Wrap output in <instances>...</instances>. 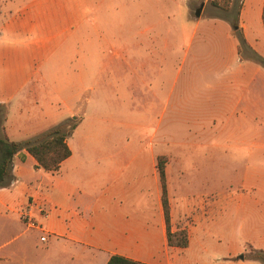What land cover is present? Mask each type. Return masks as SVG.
<instances>
[{"label": "crops", "instance_id": "0c3cea01", "mask_svg": "<svg viewBox=\"0 0 264 264\" xmlns=\"http://www.w3.org/2000/svg\"><path fill=\"white\" fill-rule=\"evenodd\" d=\"M129 1L133 6L126 10V0H118L114 22L118 36L111 41V31L106 26L110 15L106 9L94 12V3L88 0H0V104H8L5 130L11 140L27 138L17 137L24 129L16 115L22 103L15 100L23 90L29 92L27 98H40L41 83L46 89L54 82L57 99L66 98L67 111L58 112L47 128L36 129L32 135L74 115L79 102L68 100L72 98L65 96L62 83L82 80L84 67L109 65L111 47L113 52L121 45L125 48L121 28L125 30L127 23L136 27L143 17L137 11V0ZM241 2L240 27L250 45L264 56V43L257 34L264 37V0ZM189 14L188 11L191 18ZM203 15L202 6L199 17L194 18L195 28L208 19L222 24L227 37H235L230 83L236 91L230 115L225 120L214 117L211 121L221 134L214 136L213 143L204 141L201 134L178 143L163 138L160 145L152 142L148 150L139 140V147L126 154L119 128L112 138V148L103 125L98 133L89 131L86 104L82 120L66 140L71 154L57 171L38 167L26 149L15 154L13 178L0 187V264H106L113 255L145 264H206L207 256L211 257L208 264H216L222 259L216 253L220 250L219 222L211 210L216 203L215 193L197 191L190 195L188 189L198 182L205 183L207 176L220 181V166L219 171L216 166L222 158L223 130L244 131L234 141V147L250 149L252 154L254 149L264 150V68L240 57L238 39L225 19L219 14ZM134 30L135 46H155L161 29L150 24ZM165 40L168 43L167 36ZM59 65L75 68H70L73 72L68 75L58 71L55 74ZM205 125L200 118H194L189 130H206ZM134 126L140 129L139 124ZM122 136L124 140V133ZM181 146L193 153H182ZM159 153L168 156L165 172L171 231L187 230L186 247L169 245L167 240L157 168ZM212 161L213 173L209 171L207 175L206 163ZM208 194L211 199L207 202ZM29 206L36 227L27 225L21 217V211Z\"/></svg>", "mask_w": 264, "mask_h": 264}, {"label": "rangeland", "instance_id": "374dc122", "mask_svg": "<svg viewBox=\"0 0 264 264\" xmlns=\"http://www.w3.org/2000/svg\"><path fill=\"white\" fill-rule=\"evenodd\" d=\"M88 1L94 3V12L96 9H106V14L110 15L106 18V26L111 31L110 40H117L118 33L114 22L117 20L115 13L117 14L118 0ZM137 2V11L142 12L143 17L138 20L140 22L136 27L128 26L127 23L125 30L121 28V34L125 37V48L121 45L120 50L115 49L113 52L111 47L109 65L103 67L94 64L84 67L86 74L82 80L62 83L65 96L72 98L68 100L79 102L76 112L70 117L71 120H66V124L81 121L87 104L90 112L88 122L91 125L89 131L98 133L103 125L102 130L109 140V147L112 148V138L115 134L117 136L119 128L121 145H124L126 154L133 153L139 147V140L147 150L152 142L160 145L164 139H172L178 143L199 134L207 143H213L214 136L217 137L221 131L215 130L212 127L214 122L211 121L214 117L223 120L228 118L232 94L236 91L230 83L233 73L232 55L235 54L234 49L231 53V46L235 37H227L222 24L206 21L208 19L201 21L195 28L194 18L199 17L195 15V11L201 4L203 17L225 15L232 10L215 7L210 0ZM1 5L4 8L5 2H1ZM132 6L133 2L126 0L123 9H131ZM228 23L234 30V26ZM150 24H157L158 29H161L158 31V42L155 46H135L134 28H144ZM257 34L260 42L264 43L262 34ZM166 36L169 41L172 38V43H166ZM70 68L75 67L59 65L55 74L57 71L71 74L73 71ZM53 83L46 89L41 83L40 98H27V90L17 96L15 101L22 104L21 111L16 115L24 129L17 137H34L36 134H32L36 129L47 128L51 117L57 118L58 112L67 111L64 102L66 98L57 99L56 85ZM7 116L8 104H0V127L5 133ZM194 118L205 122L207 129L189 130ZM134 124H139L140 129ZM242 133L244 135V131L235 129L223 130L222 158L216 166L217 171L220 166V181L207 176L205 183L198 182L188 189L190 195L197 194V191L200 194L215 193L216 203L211 210L219 222L217 226L220 229V242H217V247L220 250L216 253H220L217 255L222 258L216 264H264L256 256V253L264 254V150L254 149L252 154L250 149L234 147V141ZM181 152L193 153L188 148L184 149V146H181ZM158 155V163L160 157H166V166L167 153ZM195 164H198L197 160ZM213 166V161L206 163L207 175L209 171L213 173ZM209 196H206L207 202L211 199ZM210 258L205 257L206 264Z\"/></svg>", "mask_w": 264, "mask_h": 264}, {"label": "trees", "instance_id": "16d2710c", "mask_svg": "<svg viewBox=\"0 0 264 264\" xmlns=\"http://www.w3.org/2000/svg\"><path fill=\"white\" fill-rule=\"evenodd\" d=\"M236 1V2H235ZM215 7L224 10H232L231 13L220 15L221 18L230 22L234 26L235 35L238 39V53L243 59H250L264 67V56L254 49L247 41L240 27V12L242 2L238 0H210ZM262 20L264 24V5L262 11ZM71 118L68 119V121ZM62 122L48 130L36 134L34 137L23 140H11L0 127V187L11 182L13 178V158L19 151L26 149L41 167L47 171H57L64 159L71 154V149L67 144V137L74 130L77 121L66 124ZM67 126V128H66ZM166 157H160L158 171L162 185V203L164 208L165 220L167 224V240L169 245L186 247L188 245V232L186 229L171 231L170 204L166 186V172L164 161ZM264 263V254L256 253ZM106 264H145L129 258L113 255Z\"/></svg>", "mask_w": 264, "mask_h": 264}, {"label": "built area", "instance_id": "2783aa9c", "mask_svg": "<svg viewBox=\"0 0 264 264\" xmlns=\"http://www.w3.org/2000/svg\"><path fill=\"white\" fill-rule=\"evenodd\" d=\"M43 215L46 214V212L41 211ZM21 217L23 220H25V222L27 223V225L31 226V227H36L37 226V223L35 221V219L33 218L32 214H31V207H27V208H24L22 211H21Z\"/></svg>", "mask_w": 264, "mask_h": 264}, {"label": "water", "instance_id": "95a60500", "mask_svg": "<svg viewBox=\"0 0 264 264\" xmlns=\"http://www.w3.org/2000/svg\"><path fill=\"white\" fill-rule=\"evenodd\" d=\"M202 6H203V4H201L200 7L196 9V11H195V15L196 16H199L200 15Z\"/></svg>", "mask_w": 264, "mask_h": 264}]
</instances>
